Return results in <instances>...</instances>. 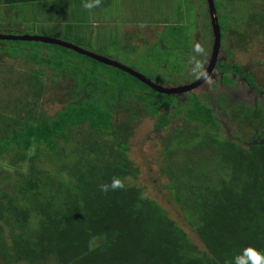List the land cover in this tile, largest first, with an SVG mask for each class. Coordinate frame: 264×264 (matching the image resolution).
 <instances>
[{"label":"trees","instance_id":"1","mask_svg":"<svg viewBox=\"0 0 264 264\" xmlns=\"http://www.w3.org/2000/svg\"><path fill=\"white\" fill-rule=\"evenodd\" d=\"M215 7L221 31L226 19L234 24L233 33L242 32L240 37L257 26L255 32L264 38V0H221L222 17L216 3ZM86 12L76 15L83 18ZM208 24L212 29L211 21ZM73 28L58 27L51 37L67 40L63 35ZM205 34H199L200 51L193 54L195 59L205 55L201 68L208 53ZM190 36L191 31L172 33L181 55L189 52L184 43ZM32 45L25 43L31 60L73 84L53 117L39 118L26 101L31 94L42 95L44 86L37 83V74L29 77L33 85L29 95L27 91L12 103L0 102L5 103L0 105V132L5 137H0V260L233 264V257L247 246L264 252V107L229 103L224 94L214 98L194 94L179 103L180 94L160 92L73 50L42 42ZM21 50L19 46L9 52ZM39 50L48 56H39ZM74 57L84 63H74ZM182 58L187 60L189 53ZM217 67L222 82L233 83L226 76L231 71L255 86L251 75L238 66L218 62ZM178 79L185 78L172 81ZM213 104L228 110L234 124L231 137L220 132L222 123ZM145 117L156 120L155 142L160 144L156 162L168 182L165 187L206 250L142 187L128 180L140 176L128 143ZM113 177L122 187L100 191L98 186Z\"/></svg>","mask_w":264,"mask_h":264},{"label":"rangeland","instance_id":"2","mask_svg":"<svg viewBox=\"0 0 264 264\" xmlns=\"http://www.w3.org/2000/svg\"><path fill=\"white\" fill-rule=\"evenodd\" d=\"M191 1L193 3V0ZM198 1L202 4L200 10L203 9L201 19L195 20L193 22V27L185 28V30H182L179 27H171L168 29L160 27L147 29L122 28L114 23L110 25V27L104 28L98 25H91L85 28L76 27L71 29L74 31L71 33L69 32L70 34L66 37L63 35L67 40L61 38H59V40L72 43L84 50L122 63L152 79L155 83L167 88L193 83L191 81L195 82L199 74H204L211 57L214 43L213 31L208 24L211 21L210 14H208V2L207 0ZM214 1L218 7L219 15L222 17V14L225 11L221 7V0ZM206 10L207 13H205ZM109 13H111L112 16H117L115 10L109 11ZM137 13L138 10L134 11L135 15H137ZM116 16L115 18H117ZM233 26L234 24L231 20L228 21L224 19L222 31L220 27L221 48L218 55V58L220 59L219 62L220 64L236 65L246 71L253 78L255 86H251L244 78L231 71L227 72L226 76L233 81V84L229 85L222 82V73L218 67H215L214 70H212V74L208 76L206 81L199 88L192 92L180 94L177 100L179 103H186L188 97L194 94H206L211 98L224 94L229 103L240 102L241 104H249L251 105L250 107H257V104H259L264 107V38L255 32L258 29L257 26L250 29L243 37H240L242 35L241 31L239 34L233 33L236 30ZM197 27H199V29ZM6 29L8 31L11 30L6 26V22L4 21L0 24V33L5 34L7 31ZM247 29L248 28H246V31ZM28 30L31 34L24 35L45 36L49 38H52L49 36L50 34L52 35V32H56L53 29L45 28H31ZM198 30L200 32H198ZM149 31H153L154 35L151 37L142 35ZM187 31H191V34L199 33L203 35V31L206 33L205 36L208 40V47L206 44L204 45V53L207 48L208 53H206L207 57L202 68L201 59H203L202 57L205 55H197V59H195V56L193 55L198 54L196 53L198 52L196 47L202 44L199 34L194 40L193 36H190L187 44L184 43L186 46L188 45L189 52H182V55L189 53V58H187V60L182 58L181 50H177L178 42H172V33L181 34L183 32L187 33ZM133 33L135 34L134 40L131 38ZM72 34H74V37H72ZM244 34L245 33H243V35ZM146 38H149V40L146 41ZM24 42L28 47L33 46L32 44L34 43V41H22V45H19L18 43L10 44L7 42H0V102L10 99L8 101L12 103L15 97H21L26 94L27 91H29V95L32 90L30 87L33 86L29 77L32 74H37L39 78L37 83L44 86L42 95L39 98H34L31 94L26 98V101L30 103L33 110L39 113V118L53 117L58 110L62 109L64 104L63 99L66 94L69 93L70 87H72V80L66 77H60L58 71L31 60V53L25 47ZM16 45L23 48V50L20 51L21 53L9 52L10 50L19 48V46ZM191 45L193 47L190 49ZM6 47L9 49L7 50L8 52L4 51ZM37 53L42 57L48 56L47 51L45 50H39ZM82 61V58L74 57V63H81ZM197 65L199 66L197 67ZM107 73V76H105V79L103 80V86L105 82H108L110 70L107 71ZM182 77L185 79L172 81L174 78ZM1 104L5 103L3 102ZM213 105L215 116L222 123L220 132L225 136L231 137L234 132V124L230 122L228 110L224 109L225 107H219L217 104ZM8 109H11V107ZM21 109H23V107H21ZM171 113L174 114V110H172ZM15 114L19 115L16 111ZM118 116L119 119L123 117L122 112L119 110ZM146 117L136 124L134 134L130 137L128 143L130 149L129 155L137 163L136 166L139 167L140 176L137 181L131 177L128 180L131 184L142 187L148 197L157 201L163 208H165L170 214L171 219L176 221L177 224L187 232L189 237L201 247V249L206 250L202 242L198 239L196 233L184 220L180 207L172 201L171 196L165 187L168 182L163 176H161V171L156 162L158 161L157 156L160 152V144L157 145L155 142L158 137V132L154 130L156 120ZM175 122L177 124L178 119H176ZM3 126H8L5 121ZM0 137L5 138L2 133ZM8 139L10 140V138ZM41 263L53 264V260ZM0 264L8 263L0 260Z\"/></svg>","mask_w":264,"mask_h":264},{"label":"crops","instance_id":"3","mask_svg":"<svg viewBox=\"0 0 264 264\" xmlns=\"http://www.w3.org/2000/svg\"><path fill=\"white\" fill-rule=\"evenodd\" d=\"M85 2L93 6L83 10ZM201 6L198 0L193 3L191 0H0V24L6 22L11 30L6 29L5 34L9 35L31 34L28 30L31 28L56 31L58 27L98 25L104 28L114 23L122 28H192L193 22L201 19ZM112 10L117 14L114 18L109 13ZM80 11H87L86 16L78 18L76 13ZM198 34L191 36L196 39ZM142 35L151 37L154 33L149 31ZM131 38L135 39L134 33Z\"/></svg>","mask_w":264,"mask_h":264},{"label":"water","instance_id":"4","mask_svg":"<svg viewBox=\"0 0 264 264\" xmlns=\"http://www.w3.org/2000/svg\"><path fill=\"white\" fill-rule=\"evenodd\" d=\"M208 8H209V14L211 17V25H212V31H213V36H214V43H213V48H212V53H211V58L210 62L208 65V70L205 73L204 76H202L199 80L190 83L185 86H179V87H164L162 85H159L155 83L153 80L148 78L147 76L141 74L140 72L136 71L133 68H130L122 63H119L115 60L94 54L92 52H89L87 50H84L72 43L65 42L59 39L55 38H49V37H44V36H36V35H5L0 33V40H14V41H34V42H42L46 44H51V45H57L63 48H67L70 50L75 51L76 53H79L81 55L90 57L92 59H95L103 64L115 67L117 69H120L127 74L134 76L138 78L140 81L143 83L147 84L148 86L160 91V92H165L169 94H181V93H187L190 91H193L197 88H199L208 78L212 70L214 69V66L216 64V61L218 59V54L220 51L221 47V31H220V25H219V20L217 16V11L215 7L214 0H208Z\"/></svg>","mask_w":264,"mask_h":264},{"label":"clouds","instance_id":"5","mask_svg":"<svg viewBox=\"0 0 264 264\" xmlns=\"http://www.w3.org/2000/svg\"><path fill=\"white\" fill-rule=\"evenodd\" d=\"M83 6L86 8H91L93 6V4L85 2ZM5 35H9V34H5ZM196 50L200 51V49L198 47ZM198 66L199 65H197V67ZM197 80H199V79L197 78L196 81ZM174 87H176V86H174ZM98 187H99L100 191H108L109 189L120 188V187H122V184L118 178L113 177L111 179L110 183L100 184ZM233 264H264V252L258 251L253 246H247V247L243 248V250L240 254L233 257Z\"/></svg>","mask_w":264,"mask_h":264},{"label":"flooded vegetation","instance_id":"6","mask_svg":"<svg viewBox=\"0 0 264 264\" xmlns=\"http://www.w3.org/2000/svg\"><path fill=\"white\" fill-rule=\"evenodd\" d=\"M221 48V47H220ZM212 53V52H211ZM219 55V54H218ZM211 58V57H210ZM220 61V59L218 58L217 59V61H216V64H215V66H214V68L215 67H217V64H218V62ZM209 62H210V59H209ZM209 62H208V65H209ZM207 70H208V66H207V68H206V70H205V72H204V74L203 75H200L199 77H198V79H200L202 76H204L205 75V73L207 72ZM214 70V69H213ZM213 72V71H212ZM212 72L210 73V75L212 74ZM191 82H193V81H191ZM190 84V83H189ZM233 84V83H232ZM185 85H188V84H184V85H180V86H185ZM176 87H179V86H176ZM194 91V90H193ZM190 92H192V91H190ZM181 94H184V93H181Z\"/></svg>","mask_w":264,"mask_h":264}]
</instances>
